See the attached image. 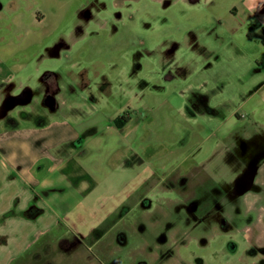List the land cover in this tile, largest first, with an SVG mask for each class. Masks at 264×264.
<instances>
[{"label": "rangeland", "instance_id": "374dc122", "mask_svg": "<svg viewBox=\"0 0 264 264\" xmlns=\"http://www.w3.org/2000/svg\"><path fill=\"white\" fill-rule=\"evenodd\" d=\"M0 2V42L21 51L19 60L29 55L22 49L39 47L14 93L38 66L60 72L65 90L71 82L95 126L135 115L140 175L156 181L139 189L141 207L131 209L129 194L94 216L99 225L51 234L14 264H264V243L250 240L245 218L231 222L227 206L217 215L232 223L225 230L210 219L186 227L184 210L174 209L198 196L205 210L221 204L213 188L236 175L244 145L264 146V0ZM128 153L127 166L138 159Z\"/></svg>", "mask_w": 264, "mask_h": 264}, {"label": "crops", "instance_id": "0c3cea01", "mask_svg": "<svg viewBox=\"0 0 264 264\" xmlns=\"http://www.w3.org/2000/svg\"><path fill=\"white\" fill-rule=\"evenodd\" d=\"M13 47L0 42V264H14L41 239L72 226L87 232L100 224L94 216L101 219L106 206H124L129 194L134 211L143 205V184L156 186L154 180L151 185L152 173L140 175L135 115L124 114L120 124L121 116L102 118L98 123L103 124L95 126L89 103L85 97L78 101L71 82L65 90L60 72L59 77L43 76L54 69L40 73L37 66L29 71L21 81L27 84L22 89L28 88L27 97L2 112L5 100L22 92L13 91L16 74L30 69L39 56L34 44L22 49L29 55L19 60L21 51ZM55 49L48 46L46 51L56 56ZM35 74L38 85L29 86ZM37 105L43 107L38 112L25 108ZM127 152L138 156L130 155L128 166ZM129 174L133 177L125 182Z\"/></svg>", "mask_w": 264, "mask_h": 264}, {"label": "flooded vegetation", "instance_id": "af4514ba", "mask_svg": "<svg viewBox=\"0 0 264 264\" xmlns=\"http://www.w3.org/2000/svg\"><path fill=\"white\" fill-rule=\"evenodd\" d=\"M48 99L47 97V100ZM244 146L245 156L243 157V163L239 165L236 175L229 179V181L224 182L223 186L213 188V192L217 194L219 200H222L221 204H218V202L214 207H211L208 202V208L205 210V208H202L201 204H205L202 200L206 198L205 196H198L196 199L191 198V201L188 202L186 200L175 203L176 206L174 209L180 208L184 210V215L181 216L179 221L191 229L202 227L205 223V219H210V222L213 223L216 220V222L221 224L224 230L230 229L232 227L231 222L235 219V216L238 217V219L245 218V224L249 225L250 240H255L263 244L264 146L256 143L253 139L249 140ZM199 189L204 191L201 185ZM226 206L227 209L232 211V215H230L231 222L226 216L222 215L223 217H217L219 211L225 214L223 210ZM221 208L222 210H220ZM182 217L185 218L183 221ZM171 222H168L169 227L166 226L167 231L173 226V224L170 225ZM139 264H147V262L142 261Z\"/></svg>", "mask_w": 264, "mask_h": 264}, {"label": "trees", "instance_id": "16d2710c", "mask_svg": "<svg viewBox=\"0 0 264 264\" xmlns=\"http://www.w3.org/2000/svg\"><path fill=\"white\" fill-rule=\"evenodd\" d=\"M49 73H53L56 77H59V76H60V73L57 72V71H54V72L47 71V72H45V73L43 74V76L46 77V75L49 74ZM27 90H28V88H25V89H24L19 95L14 96V99L7 98V99L5 100V102H4V104L9 103V101H10L11 103L22 101V99H23L22 96L25 95V94L27 93ZM122 120H126V118H125L124 115H122V116L120 117V119L117 120V123L120 124ZM42 240H43V239H41L40 241H42ZM40 241H39V242H40ZM39 242H38V243H39Z\"/></svg>", "mask_w": 264, "mask_h": 264}, {"label": "water", "instance_id": "95a60500", "mask_svg": "<svg viewBox=\"0 0 264 264\" xmlns=\"http://www.w3.org/2000/svg\"><path fill=\"white\" fill-rule=\"evenodd\" d=\"M26 94H28V93H26ZM22 97H23V98H26L27 96H26V95H23ZM52 103H53V102L50 101V104H52ZM10 104H12L10 101H9V103L3 104L1 111H2V112H6L7 109H8V107H9L8 105H10Z\"/></svg>", "mask_w": 264, "mask_h": 264}]
</instances>
